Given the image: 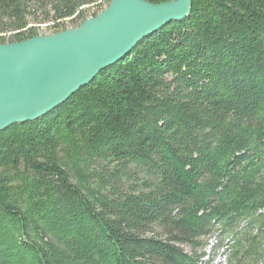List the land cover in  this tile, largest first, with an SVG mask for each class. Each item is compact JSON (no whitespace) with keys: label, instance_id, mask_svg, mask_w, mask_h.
Returning a JSON list of instances; mask_svg holds the SVG:
<instances>
[{"label":"trees","instance_id":"16d2710c","mask_svg":"<svg viewBox=\"0 0 264 264\" xmlns=\"http://www.w3.org/2000/svg\"><path fill=\"white\" fill-rule=\"evenodd\" d=\"M110 2L0 0V44L36 36L33 9L81 24ZM212 237L264 264V0H191L0 131V264H200Z\"/></svg>","mask_w":264,"mask_h":264},{"label":"water","instance_id":"95a60500","mask_svg":"<svg viewBox=\"0 0 264 264\" xmlns=\"http://www.w3.org/2000/svg\"><path fill=\"white\" fill-rule=\"evenodd\" d=\"M190 10L191 0H111L76 28L0 44V131L44 116L144 37Z\"/></svg>","mask_w":264,"mask_h":264},{"label":"rangeland","instance_id":"374dc122","mask_svg":"<svg viewBox=\"0 0 264 264\" xmlns=\"http://www.w3.org/2000/svg\"><path fill=\"white\" fill-rule=\"evenodd\" d=\"M107 6L103 5L102 7L93 6L88 11V16H91L94 13H100ZM48 12L47 16L40 10L33 9L30 17H29V26L35 27L36 36H48L56 33H60L62 31L76 28L80 25L79 21H64V22H56L53 16V12L48 8L46 9ZM11 36L9 33L4 34V44L10 43ZM206 244L203 248L197 249L198 254H201L200 264H228L227 257L225 256V247L221 245V239L217 237L208 238L204 240ZM227 241H224V244ZM181 248L187 252L191 253L192 249L187 245H182Z\"/></svg>","mask_w":264,"mask_h":264}]
</instances>
